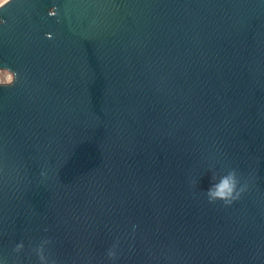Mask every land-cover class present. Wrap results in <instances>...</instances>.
<instances>
[{
	"label": "water",
	"instance_id": "obj_1",
	"mask_svg": "<svg viewBox=\"0 0 264 264\" xmlns=\"http://www.w3.org/2000/svg\"><path fill=\"white\" fill-rule=\"evenodd\" d=\"M0 20L21 73L0 88V262L48 237L58 264H264V0H12ZM230 168L249 190L209 204Z\"/></svg>",
	"mask_w": 264,
	"mask_h": 264
},
{
	"label": "clouds",
	"instance_id": "obj_2",
	"mask_svg": "<svg viewBox=\"0 0 264 264\" xmlns=\"http://www.w3.org/2000/svg\"><path fill=\"white\" fill-rule=\"evenodd\" d=\"M12 3V0H0V10H4L6 6ZM51 17L58 16V8L54 5L48 12ZM7 21L0 20V24H6ZM47 38L51 39L50 34H46ZM21 79V73L9 67L0 68V88L14 87ZM24 77V82H25ZM210 171H212L210 169ZM42 178L47 177V172L42 170L40 172ZM243 181V182H242ZM249 190V181L245 180L238 169L230 168L223 174L212 171L210 176V185L206 191H201L207 202L211 205L221 204L223 207H231L234 203L239 201L241 197ZM137 225H133V232L136 231ZM45 232L48 229H44ZM52 244L51 238H43L35 247L30 248V254H34L37 264H58L57 259L51 258L50 254H46V246ZM120 246L119 239L115 240L111 247L107 250L106 256L110 261L119 259L118 249ZM25 251V244L23 241L15 244L12 252L19 256ZM0 264H8L6 258Z\"/></svg>",
	"mask_w": 264,
	"mask_h": 264
}]
</instances>
